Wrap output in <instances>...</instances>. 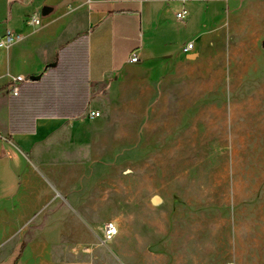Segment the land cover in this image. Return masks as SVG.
<instances>
[{
  "label": "crops",
  "instance_id": "obj_1",
  "mask_svg": "<svg viewBox=\"0 0 264 264\" xmlns=\"http://www.w3.org/2000/svg\"><path fill=\"white\" fill-rule=\"evenodd\" d=\"M255 8L264 0H0V40L20 36L0 49V163L10 175L0 168V264H102L95 204L73 197L95 184L97 135L156 125L149 111L166 78L211 26ZM36 14L41 24L28 26ZM17 77L27 81L15 96ZM118 109L130 113L112 117Z\"/></svg>",
  "mask_w": 264,
  "mask_h": 264
},
{
  "label": "rangeland",
  "instance_id": "obj_2",
  "mask_svg": "<svg viewBox=\"0 0 264 264\" xmlns=\"http://www.w3.org/2000/svg\"><path fill=\"white\" fill-rule=\"evenodd\" d=\"M165 81L157 124L97 135L95 184L73 194L95 204L97 261L264 264V8L211 26Z\"/></svg>",
  "mask_w": 264,
  "mask_h": 264
},
{
  "label": "built area",
  "instance_id": "obj_3",
  "mask_svg": "<svg viewBox=\"0 0 264 264\" xmlns=\"http://www.w3.org/2000/svg\"><path fill=\"white\" fill-rule=\"evenodd\" d=\"M207 2L210 1H214V0H204ZM188 16V13L185 9H182L180 12H178L176 14V18L179 21H184L186 20ZM41 24V15L38 16L33 15L31 16L28 20H27V25L31 26V27H37ZM20 39L19 34L15 33L12 30H8L6 32V35L4 36V38H2L0 40V49H7L9 47H11L14 43H16L18 40ZM194 48V44L191 43L187 46V48L185 49L186 52L191 51ZM139 62V58L137 56H133L131 58V63H138ZM27 80L23 77H17L15 78L12 82L11 85L9 86V90L10 92L15 95L18 96L19 95V87L18 85L22 82H26ZM88 117L92 120H96L99 119L101 117V113L98 111H91L88 114ZM118 234V228L114 223H108L106 224L105 228H104V232H103V237H102V243L103 244H109Z\"/></svg>",
  "mask_w": 264,
  "mask_h": 264
},
{
  "label": "water",
  "instance_id": "obj_4",
  "mask_svg": "<svg viewBox=\"0 0 264 264\" xmlns=\"http://www.w3.org/2000/svg\"><path fill=\"white\" fill-rule=\"evenodd\" d=\"M51 12V10L49 8H44L43 11H42V16H47L49 13ZM39 77H34L32 78L31 80H38Z\"/></svg>",
  "mask_w": 264,
  "mask_h": 264
}]
</instances>
